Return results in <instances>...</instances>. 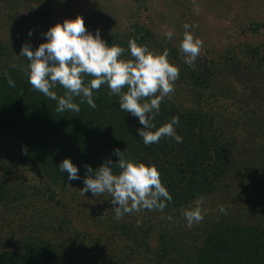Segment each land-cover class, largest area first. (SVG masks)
<instances>
[{
	"label": "trees",
	"instance_id": "16d2710c",
	"mask_svg": "<svg viewBox=\"0 0 264 264\" xmlns=\"http://www.w3.org/2000/svg\"><path fill=\"white\" fill-rule=\"evenodd\" d=\"M38 1L0 4L15 14ZM85 25L93 35L99 30L108 44L123 47L122 59H132L129 41L158 54L168 51L180 75L153 123L159 127L179 117L175 127L183 142L165 137L145 145L139 119L120 110L119 96L107 85L94 91L95 108L74 97L79 113L57 111V102L34 90L25 74L29 61L20 54L22 46L34 50L40 43L23 38L0 43V208L22 193L14 178L20 166L49 188L82 190L85 165H115L117 151L154 165L172 201L163 211L141 210L116 220L109 194L86 193L94 228L104 229V238L94 228L64 237L54 226L46 233L33 224L16 236L9 223V228L0 223V264H125L133 255L144 256L142 264H264V41L212 51L202 70L184 63L178 42L145 24L126 30L95 20ZM260 25L253 22L252 28L258 31ZM92 78L85 76V84ZM53 91L66 94L59 85ZM65 158L78 166L80 180L70 182L60 171ZM200 201L204 219L189 228L183 212ZM119 237L125 244L109 254L108 241Z\"/></svg>",
	"mask_w": 264,
	"mask_h": 264
},
{
	"label": "clouds",
	"instance_id": "9594fccd",
	"mask_svg": "<svg viewBox=\"0 0 264 264\" xmlns=\"http://www.w3.org/2000/svg\"><path fill=\"white\" fill-rule=\"evenodd\" d=\"M184 27L185 34L179 48L184 63L192 66L200 57L202 41L189 31L190 25L185 24ZM29 35H32L31 30ZM44 35L46 40L37 48L33 50L25 44L20 54L29 61L25 73L28 82L34 90L56 101L57 111L79 113L81 109L74 102V97H81V103L86 102L95 108L94 91L107 85L111 95L119 96L120 110L139 119L142 127L137 132L145 145L159 143L165 137L174 139L176 143L183 142L175 127L179 124V117H173L159 127L153 123L164 98L174 92V83L180 75L179 68L169 62L167 50L158 54L129 41L128 51L132 59H122L125 49L108 44L101 38L99 30L93 35L79 15L56 23ZM163 35L166 40H171L174 32L168 31ZM85 76L93 77L87 85ZM8 83L15 86L11 77ZM57 85L66 90L64 96L53 91ZM119 152L116 153L119 160L115 165L105 162L96 169L85 165L83 194L91 192L97 197L109 194L116 220L141 210L163 211L172 201V195L162 183L158 169L126 158ZM59 169L67 173L70 182L81 179L78 166L71 158H65ZM202 203L200 201L197 206L184 210L189 228L203 221ZM219 210L227 214L224 206L221 205ZM167 219L171 221L172 217Z\"/></svg>",
	"mask_w": 264,
	"mask_h": 264
},
{
	"label": "rangeland",
	"instance_id": "374dc122",
	"mask_svg": "<svg viewBox=\"0 0 264 264\" xmlns=\"http://www.w3.org/2000/svg\"><path fill=\"white\" fill-rule=\"evenodd\" d=\"M18 10L13 14L4 3L0 4V43L15 38L31 44L42 43L46 40L44 33L51 26L79 15L85 24L95 20L110 29H133L145 24L161 37L172 31V39L180 45L184 26L188 24L189 31L202 41L199 60H203L201 69L204 70L212 51L220 52L226 46L244 41L255 44L264 41V0H39ZM253 22L261 24L258 31L252 28ZM14 178L22 193L8 207L0 208V223L4 228H9V223L14 235L19 236L24 225L31 224L44 228L46 233L47 227L54 226L59 230L58 236L64 237L70 234L77 237V233L81 236L85 230L94 228V218L87 209L82 190L49 188L47 182L21 166ZM18 203L25 205L20 209ZM68 219L72 220L71 225ZM94 229L103 237L104 229ZM124 244L125 239L121 237L108 241L109 254L119 252ZM141 262L144 263V256L133 255L125 264Z\"/></svg>",
	"mask_w": 264,
	"mask_h": 264
},
{
	"label": "flooded vegetation",
	"instance_id": "af4514ba",
	"mask_svg": "<svg viewBox=\"0 0 264 264\" xmlns=\"http://www.w3.org/2000/svg\"><path fill=\"white\" fill-rule=\"evenodd\" d=\"M196 63H198L197 65H198L199 67H202L204 62H203V60H199V58H197Z\"/></svg>",
	"mask_w": 264,
	"mask_h": 264
},
{
	"label": "water",
	"instance_id": "95a60500",
	"mask_svg": "<svg viewBox=\"0 0 264 264\" xmlns=\"http://www.w3.org/2000/svg\"><path fill=\"white\" fill-rule=\"evenodd\" d=\"M40 14H44L43 12L40 11ZM195 64H198V63H195ZM204 64V63H203ZM198 66V65H197ZM199 67V66H198ZM200 68V67H199Z\"/></svg>",
	"mask_w": 264,
	"mask_h": 264
}]
</instances>
